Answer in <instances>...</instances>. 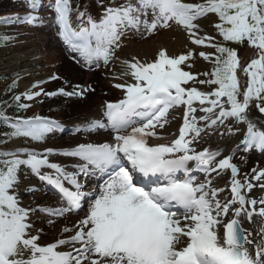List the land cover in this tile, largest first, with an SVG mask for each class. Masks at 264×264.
Here are the masks:
<instances>
[{"label": "snow or ice", "instance_id": "1", "mask_svg": "<svg viewBox=\"0 0 264 264\" xmlns=\"http://www.w3.org/2000/svg\"><path fill=\"white\" fill-rule=\"evenodd\" d=\"M22 2L28 14L5 16L0 23L43 25V18L33 14L42 0ZM50 7L57 35L89 71L118 59L129 32L152 35L176 26L192 45L214 51L194 47L170 56L160 49L151 62L123 61V76L131 82L114 86L124 98L106 103L103 118L84 117L71 130L77 137L107 131L110 142L0 147V264H264V197L251 196L257 187L264 191V169L253 168L240 179L232 155L201 147L216 133L239 140L236 151L264 153V0H126L105 7L98 21L91 14L85 21V12L77 10L78 30L72 26L70 0H54ZM205 20L220 40L204 32L200 22ZM0 39L7 43L9 37ZM240 46L253 48L255 58L242 63ZM200 58L211 64L210 71H192ZM241 73L247 77L243 83ZM43 83L32 85L37 91L13 95L15 108L31 107L22 97L83 98L94 91L77 85L49 92ZM16 87L14 81L9 91ZM177 109H183L178 134L150 143L166 140L158 130L171 124ZM0 123L10 129L0 145L46 144L64 131L49 117L9 116L3 102ZM54 156L72 163L53 162ZM224 174L230 176L228 195L220 186ZM30 176L54 190L55 204L37 203L44 194ZM91 178L103 182L86 190L81 180ZM25 193L32 197L27 203ZM37 213L52 229V241L36 227ZM257 221L258 228L246 227Z\"/></svg>", "mask_w": 264, "mask_h": 264}, {"label": "bare ground", "instance_id": "2", "mask_svg": "<svg viewBox=\"0 0 264 264\" xmlns=\"http://www.w3.org/2000/svg\"><path fill=\"white\" fill-rule=\"evenodd\" d=\"M43 1L45 2V0ZM15 5L16 6H14L9 0H4L0 3V10H6L14 6L15 11L11 10V13L9 15H17V14L19 15L21 11H25V14H28L29 10L27 9L26 6H22L21 3H17ZM33 14L40 16L39 11ZM46 30L48 31L50 29L47 28L43 31ZM29 31H35V30L33 29ZM182 33H183V29L173 26V28L171 29L164 30L161 36H157V38H154L153 40L149 41L148 39H146V41L142 43V46L149 47L150 54L153 53L155 54V52L159 51L160 49H164L163 45H165L170 50L169 54H175L174 49L177 46L181 47L182 44H184L185 42V39L180 36ZM52 42L58 45V48L61 51H65L67 54L75 55L79 57L77 53H72L68 50L67 46L63 43V40L61 38L59 37H57V39L54 38ZM53 54H59V52L57 50H54ZM117 55H118V59L110 63L108 68L104 69L105 71L100 72L102 74L101 81L104 82L102 88H105L106 90L108 89L109 94H107L105 90H103L101 87L98 86L99 85L98 82L100 80L97 79V73L86 69L84 70H82L81 68L77 69V66H75L73 63H71L68 60L67 62L65 61L64 63L65 64L64 69L59 71L61 76H58L56 72H53V74L59 77V79L51 80V81H49L48 78L52 75V73L50 74L47 73L48 68L46 66V59L41 58L36 54L23 55L20 57L19 62L16 61L13 64L6 63L5 67L7 68V71L10 73H13L14 71L17 72L22 71V72H31L33 75H35L31 80H29L28 83L30 85H25L27 86L26 88L30 87L37 81H44L41 87H43L45 91L51 92L60 89L61 85L63 84H68L70 82H75L77 80L79 81L85 79L87 80L88 84L89 83L91 84V89H94V91H89L88 94H86V96L83 98H78V97L67 98L63 96H56L51 98L40 97L37 98V100L35 101H31L32 107H35V110L38 112L41 111L40 114L42 115L40 116H43V114L45 113L51 112L53 113L54 116H56V118H60L61 124L64 125V131L58 132L53 136L52 144L43 145L40 149L44 147H55V148L66 147L75 144L77 140L80 141L87 140L89 142H100V143L110 142L111 137L107 131H99L92 133L91 135L85 132L81 136L77 137L75 135H72L69 130H72L70 129V127L73 128L74 123L79 126V121L83 120L84 117L103 118V114L105 111L104 106L106 103L118 102L119 100L124 98V91L122 89L116 88L114 85L117 83L123 84L126 81L131 82L129 77L123 76V72L126 68V65L123 63V61H130V58L127 55L122 54L120 50L118 51ZM0 64L3 63L0 62ZM71 85H73V83H71ZM37 90L38 89H35V91ZM116 96H120L121 98L116 100L113 99ZM41 100L42 102H40ZM105 100H109V101H105ZM182 113H183V109H177L175 112V119L172 120L171 124L166 125L164 130H158L163 133L166 140H150V143L166 142L167 140H171L173 138L171 133L178 134V129L180 125L183 123ZM253 116L258 117L257 114H253ZM205 139L207 140V143H202L201 147H211L213 149L219 147L223 155H232L233 152L232 162L239 165L238 168L240 170V176L238 178L243 179L244 174L245 173L250 174L251 169L253 168L264 169V153L255 150L250 152H243V151L236 152L235 150V154H234L233 149L234 146L238 143V140H230L227 136L221 137L216 133H210L209 136L206 137ZM17 145L18 143H16V146ZM50 160L53 162H59L68 165H71L72 163L71 160L62 156H54ZM197 173L198 172L195 173L197 178L202 180L204 178L203 174L202 173L197 174ZM228 179H230V176L225 175V181H221L220 186L225 187V193H223L222 195H228L229 188L226 186V182ZM30 181L33 184H37L38 186H40L42 189V193L44 194L43 198L37 200V203L55 204L57 202L58 196L52 192V189L50 187L46 185H39V181L34 176H30ZM81 182L82 183L86 182L88 186L86 190H90L95 188L98 184H101L103 180L100 178H91L87 181L81 180ZM253 191L254 192L252 193H254V195H251L252 197H255L257 199L264 197V193H263L264 191L262 192L260 189L257 190L253 189ZM255 192L258 193L255 194ZM25 194H26L24 196L25 198L24 197L23 198L24 201L27 203L29 200L32 199V197H30L27 193ZM86 207L87 206L85 205V208ZM257 207H259V205ZM80 215L81 216L83 215V210H81ZM36 218L39 219V221H43L39 213H37ZM75 218H76L75 214H73V219ZM60 223H62V221ZM248 226H250L252 229H256L258 228L259 223L257 221L256 223H253L251 225H246V227ZM36 227L44 228L46 233V235L43 237L44 240L46 241L53 240L54 233H52V229L47 224H45L44 222L43 224L42 222L37 223ZM47 233H52V234H47Z\"/></svg>", "mask_w": 264, "mask_h": 264}, {"label": "rangeland", "instance_id": "3", "mask_svg": "<svg viewBox=\"0 0 264 264\" xmlns=\"http://www.w3.org/2000/svg\"><path fill=\"white\" fill-rule=\"evenodd\" d=\"M4 0H0V3ZM11 3L16 6L15 4L21 3L22 6H26L22 0H9ZM43 1V0H42ZM73 12L71 14V20H72V26L73 28L77 29L79 28L80 21L77 20V10L81 12H85V21L87 18L88 14H91V16L95 20H99L101 15L103 14L104 8L108 6H115L119 5L120 3L126 2V0H70ZM185 2H200V0H185ZM54 4V0H45L43 1L41 7L39 8V13L40 16L43 18L44 23L41 26L33 27L29 26L27 24H5V23H0V38L4 36H8L9 40L7 43L3 39H0V62L3 64H0V89L1 92H5L6 94H11V95H17L21 94L25 91L31 90L35 91L34 88H32V85L28 88L25 85H30L28 82L31 80L35 75H33L31 72H17L14 71L13 73H10L7 71L6 63L13 64L16 61H20V57L23 55H29V54H36L37 56H40L41 58L46 59V66L48 68L47 73H52L56 72L58 76L60 75L61 70L64 69L65 66V61L67 62L70 61L73 63L75 66L78 68H81L82 70L86 69L89 70L86 66L83 65V61L81 63H77L76 60L73 59L75 55H70L67 54L65 51H61L58 48V45L52 42V40L57 37V27L53 23L54 19V11L50 7V5ZM103 5V7L101 6ZM14 6L6 9V10H0V19H2L5 16H9V14L14 10ZM19 13V12H17ZM20 16H24L25 11H21ZM201 27L204 29V32H206L208 35L216 36L217 40H220V37L217 36L216 32L214 29L210 26H208L207 21H201ZM85 26H87L85 24ZM49 28L50 30L43 31L45 29ZM35 30V31H29V30ZM177 29V28H176ZM166 29H160L158 32L152 35H144L141 36L139 34H133L129 32L127 34L126 38H122V47L120 52L124 55H127L130 58V61L132 60L133 57L138 58L139 60L143 62H151L156 58L157 52L155 54H150V48L149 47H143L142 43L146 41V39L153 40L154 38H157V36H161L162 32ZM178 30V29H177ZM176 30V31H177ZM179 31V30H178ZM203 34V33H201ZM130 36V37H129ZM185 39L184 44H182L181 47L177 46L175 50V54H169L170 50L167 46L163 45L164 49L167 50L168 54L170 56H178L184 52H186L190 48H196V51H205V52H212L214 51L211 48H206V47H196L190 43V41L187 38L186 33L183 30V33L180 35ZM60 38V37H59ZM150 44V43H149ZM148 44V46H149ZM235 47V45H233ZM48 50V51H47ZM57 50L59 54H53V51ZM118 50V51H119ZM153 56V57H152ZM238 56L241 59L242 63H247L250 62L252 58H255L256 53L255 50L251 47H245V46H240L238 48ZM50 57V58H49ZM77 59H80V57L75 56ZM126 59V58H125ZM211 64H209L207 61H204L202 58L196 59L194 61V67L192 68V71L195 72H203V71H210L211 70ZM108 68V67H107ZM107 68H99L93 70V72L97 73V79L100 81L98 82L99 87H103L104 82H102V74L100 73L101 71H105L104 69ZM187 70V69H186ZM51 75V76H52ZM126 78V77H125ZM200 79H204L205 77L200 76ZM240 79L243 82L246 81L247 77L241 73L240 74ZM17 82V87L9 91V86L13 82ZM75 81V80H72ZM78 81V80H77ZM70 82L68 84H63L61 85V88L63 87L64 89H68L67 91H72V87H75L77 85L88 88L91 87V84L87 82V80L82 79L79 80L78 82ZM73 83V85H71ZM198 88L203 89L205 86L197 85ZM26 88V89H25ZM109 94V90L102 88ZM88 94V93H87ZM121 98L120 96H116L113 99H119ZM109 101V100H105ZM22 103H28L31 105L30 108H28L26 111H23V113L19 116L23 117H31L34 115H42L40 114L41 111H36L35 107H32V102L25 100L23 97L21 99ZM252 114H257L259 116V113L257 112L255 106H252ZM45 117L53 118L55 120L60 121V118H56V116L53 115V113L48 112L43 114ZM55 117V118H54ZM261 123H264V119L260 120ZM72 129V127H70ZM71 132V130H69ZM69 132V133H70ZM53 141V136H51L46 144H24L22 140H17L11 143L9 146H3L4 148H13V147H37L41 148L43 145H51ZM16 143L18 145L16 146ZM239 143V140H238ZM237 143V144H238ZM235 146H234V154H235ZM237 152V151H236ZM233 155V152H232ZM53 157H50L52 159ZM237 165V164H236ZM239 167V165H237ZM228 175V174H225ZM96 188V187H95ZM93 188V189H95ZM259 188H256L254 190H257ZM230 191V189H229ZM254 192V191H253ZM263 192V191H262ZM258 192H255V194ZM264 193V192H263ZM49 194V193H48ZM51 194V193H50ZM26 194H24L25 196ZM52 195V194H51ZM251 195H254L252 193ZM23 196V197H24ZM25 198V197H24ZM23 198V199H24ZM86 209V208H85ZM36 224L41 223L43 224V221H39L36 217H34Z\"/></svg>", "mask_w": 264, "mask_h": 264}, {"label": "trees", "instance_id": "4", "mask_svg": "<svg viewBox=\"0 0 264 264\" xmlns=\"http://www.w3.org/2000/svg\"><path fill=\"white\" fill-rule=\"evenodd\" d=\"M13 95L6 94L5 92H1L0 89V102H3V107L7 108V115L16 116L21 115L23 111H19L15 108V104L12 101ZM10 131L9 128L5 127L2 123H0V139L4 138V134ZM8 145V144H3ZM3 145H0L3 146Z\"/></svg>", "mask_w": 264, "mask_h": 264}]
</instances>
